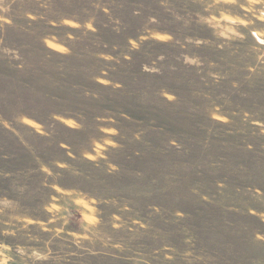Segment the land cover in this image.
I'll return each instance as SVG.
<instances>
[{"label":"rangeland","instance_id":"374dc122","mask_svg":"<svg viewBox=\"0 0 264 264\" xmlns=\"http://www.w3.org/2000/svg\"><path fill=\"white\" fill-rule=\"evenodd\" d=\"M0 264H264V0H0Z\"/></svg>","mask_w":264,"mask_h":264}]
</instances>
